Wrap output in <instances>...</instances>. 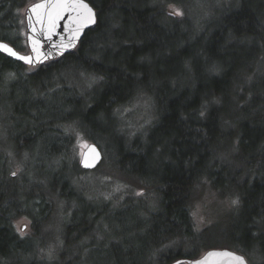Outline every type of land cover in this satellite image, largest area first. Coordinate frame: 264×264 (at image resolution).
I'll return each mask as SVG.
<instances>
[{
  "label": "trees",
  "instance_id": "trees-1",
  "mask_svg": "<svg viewBox=\"0 0 264 264\" xmlns=\"http://www.w3.org/2000/svg\"><path fill=\"white\" fill-rule=\"evenodd\" d=\"M34 1L0 0V39L19 50ZM88 1L97 24L74 51L33 70L0 52V117L13 144L0 148V264H170L217 247L264 264V0ZM169 3L185 15H169ZM82 74L92 89L71 82ZM139 98L151 100L152 121L131 134L122 110ZM77 130L103 151L94 170L146 190L125 198L145 204L134 228H119L123 211L111 201L100 209L74 182L88 172ZM23 157L21 175H10ZM205 186L238 201L227 229L198 230L192 204ZM62 200L72 214L54 238L45 228ZM24 216L31 235L17 229Z\"/></svg>",
  "mask_w": 264,
  "mask_h": 264
},
{
  "label": "rangeland",
  "instance_id": "rangeland-1",
  "mask_svg": "<svg viewBox=\"0 0 264 264\" xmlns=\"http://www.w3.org/2000/svg\"><path fill=\"white\" fill-rule=\"evenodd\" d=\"M219 1L220 0H215V2H219ZM167 8L170 12L173 11L174 9H179V11L182 13V15L179 16L185 15V11H186L185 7L180 3H169ZM200 9H201L200 6H196V8H192L191 13L197 14V12L199 13ZM24 10L25 9H23L22 11L23 18H24ZM24 35L26 37L25 21H24ZM30 69L33 70L34 68L31 67ZM88 79L89 78H87L86 75L82 74L80 78L71 79V82L75 83L81 89L84 86H86V88L92 89L94 83L93 81L91 82ZM122 114H123V119L126 120V122L128 123L127 126L129 125L128 128L131 134L134 131L145 132L148 125H151V121H152V102L147 98H139L135 101L130 102L129 104H126L122 110ZM6 116L7 114L4 111L2 112V116L0 117V131L4 135V138L2 135L3 143L0 144V148L4 149L5 151L7 150L10 153L13 151V144L7 137V133H6L8 129L7 125L3 123V120L5 119ZM76 133L77 136H76L74 148L77 159L78 161H80L82 152L86 147V145L89 143V139L85 134H83L78 130ZM142 136L145 139L146 133ZM102 147L103 149H105L104 146ZM26 164L27 163L25 157L15 160L9 171V174L12 175V173L15 172L16 175L20 176ZM74 182H76L79 187L85 189V191L87 192V196L91 200H93L92 203H96L100 209L105 210L107 203L110 204L109 201H111L116 210L121 209L123 211V214L127 219V222H125L121 226H118L119 228L122 229L134 228L138 223V220H134V219L133 221L131 220L134 213L139 212L140 216L143 215L142 208L145 206L144 203H138V205H131L130 202H126L127 200L125 198L133 196V201L131 203H135L136 201L135 199H137V197L141 198L140 196L145 195L146 190L142 189V187L139 186L134 188L132 186L130 187L129 185H127L128 183L124 182L122 179L110 176L107 170L106 171L101 169L90 170L88 172L78 174L74 178ZM151 197H152V193H150L149 198L147 197L146 200L143 202L146 203L149 202L151 200ZM234 200L235 199H233L232 197H224V198L219 197L216 190L205 186V188L202 189V191L199 193L198 197L192 204V213L198 230L203 231L209 227H213L214 224L216 223H217L216 227L227 229L230 225V222H233L232 220L233 217L237 216V210H232L235 209L236 207V204L232 203V201ZM153 206L154 208H156L158 204L153 203ZM54 208L55 205H53V210ZM71 214L72 211L68 210L67 202L65 200L60 201L58 205V210H54V212L51 215L52 220H50L49 224L45 228L46 231L48 232V230H50L54 234V238H56L58 235L62 236L63 228L61 227V224L58 226V221H59L58 219L63 216L70 217ZM111 214L112 216L116 215L115 211L114 213ZM108 223L109 222H107L106 225V231H108L111 228L110 227L111 224ZM23 225H26V229L24 231L21 230ZM16 226L17 229L22 232V234L24 235L32 234V221L30 218L26 216L20 218L19 220L16 221ZM58 242L60 243V241ZM213 242L214 241H211L210 243ZM47 243L48 244L45 245L44 247L45 249L44 256L47 259L55 258L57 251V250L55 251V249H57L56 248L57 242L55 241V239L50 238L49 240H47ZM203 244L204 242H198L192 248L202 249ZM204 251H206V249L201 251V254ZM248 261L251 264H254V262H259L260 259L259 257L254 256V262L252 261V259H248Z\"/></svg>",
  "mask_w": 264,
  "mask_h": 264
},
{
  "label": "water",
  "instance_id": "water-1",
  "mask_svg": "<svg viewBox=\"0 0 264 264\" xmlns=\"http://www.w3.org/2000/svg\"><path fill=\"white\" fill-rule=\"evenodd\" d=\"M45 2L46 0H36L29 3L24 10L27 49L19 50L9 41L0 39V45H6L16 53V56L11 55L10 52L2 47H0L1 53L23 62L27 66L37 67L74 51L79 46L85 33L97 24L95 7L88 0H83L92 9L95 22L90 24L84 21L73 23V20L78 15L77 11L57 9L56 11L61 12L62 18L57 20V27L54 32L50 33L47 26V9L38 10L44 16L43 23L40 22L37 14L31 10L35 4ZM33 41L38 43L34 44ZM21 56L31 57L33 62L29 64L25 60L19 59ZM103 158L104 154L100 146L96 142L90 141L84 148L79 163L83 170H94L101 164ZM86 164L89 166H85ZM25 226L23 225L21 230L24 231L26 229ZM240 258H243V264H251L245 254L228 247H217L204 251L198 257H183L170 264H241Z\"/></svg>",
  "mask_w": 264,
  "mask_h": 264
},
{
  "label": "snow or ice",
  "instance_id": "snow-or-ice-1",
  "mask_svg": "<svg viewBox=\"0 0 264 264\" xmlns=\"http://www.w3.org/2000/svg\"><path fill=\"white\" fill-rule=\"evenodd\" d=\"M39 9H47V26L48 31L50 33L54 32L55 28L57 27V20L62 18L61 12L56 11L57 9L60 10H66V9H72L77 11L78 15L73 20V23H78L79 21H84L85 23H94V13L92 9L88 6L87 3H84L83 0H46L45 3H37L32 7V11L37 14L39 17V20L41 23L44 22V16L41 15L38 10ZM169 15H182V13L179 11V9H174L169 13ZM50 38V37H49ZM34 44L38 43L37 41H33ZM0 47L4 48L6 51L10 52L11 55L16 56V53L13 52L11 49H9L6 45H0ZM19 59L25 60L27 63L31 64L32 58L31 57H19ZM201 116L204 115L203 112L200 113ZM89 166V165H85ZM13 176L16 175V173H12ZM233 204H237L238 201L234 200L232 201ZM26 228V226H25ZM241 264H243V258H240Z\"/></svg>",
  "mask_w": 264,
  "mask_h": 264
},
{
  "label": "bare ground",
  "instance_id": "bare-ground-1",
  "mask_svg": "<svg viewBox=\"0 0 264 264\" xmlns=\"http://www.w3.org/2000/svg\"><path fill=\"white\" fill-rule=\"evenodd\" d=\"M2 255V254H1Z\"/></svg>",
  "mask_w": 264,
  "mask_h": 264
}]
</instances>
